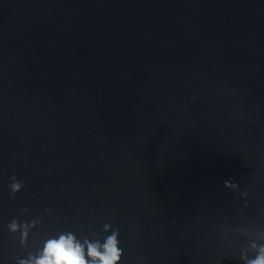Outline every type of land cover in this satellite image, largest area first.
Returning <instances> with one entry per match:
<instances>
[{
  "label": "water",
  "instance_id": "95a60500",
  "mask_svg": "<svg viewBox=\"0 0 264 264\" xmlns=\"http://www.w3.org/2000/svg\"><path fill=\"white\" fill-rule=\"evenodd\" d=\"M114 230L122 264L264 245V0H0V264Z\"/></svg>",
  "mask_w": 264,
  "mask_h": 264
},
{
  "label": "clouds",
  "instance_id": "9594fccd",
  "mask_svg": "<svg viewBox=\"0 0 264 264\" xmlns=\"http://www.w3.org/2000/svg\"><path fill=\"white\" fill-rule=\"evenodd\" d=\"M9 190L13 197L20 193L25 184L18 180L14 175L11 177ZM225 186L236 189L238 184L225 181ZM247 195V193H242ZM28 209H25L27 212ZM46 211H48L46 209ZM39 224L38 220H32L21 224V222L13 219L9 225L11 233H20L21 243L26 244L30 229L36 228ZM109 225H105L107 230ZM120 232L114 230L111 235L107 236L101 244L96 241H85L81 243L71 232L61 234L58 238L48 239L38 256L33 255L28 259L19 260L18 264H122L124 252L120 246ZM85 246L87 247V257L85 255ZM252 247L256 249L254 258H249L246 254L242 255L245 264H264V245L253 243Z\"/></svg>",
  "mask_w": 264,
  "mask_h": 264
}]
</instances>
